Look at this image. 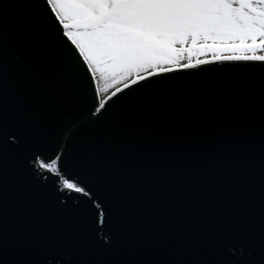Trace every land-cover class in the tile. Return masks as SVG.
I'll list each match as a JSON object with an SVG mask.
<instances>
[{
  "label": "snow or ice",
  "instance_id": "1",
  "mask_svg": "<svg viewBox=\"0 0 264 264\" xmlns=\"http://www.w3.org/2000/svg\"><path fill=\"white\" fill-rule=\"evenodd\" d=\"M0 264H264V0H0Z\"/></svg>",
  "mask_w": 264,
  "mask_h": 264
},
{
  "label": "bare ground",
  "instance_id": "2",
  "mask_svg": "<svg viewBox=\"0 0 264 264\" xmlns=\"http://www.w3.org/2000/svg\"><path fill=\"white\" fill-rule=\"evenodd\" d=\"M199 58L211 60L213 58V54H209V53L200 54ZM193 62H195V59H193ZM96 83L102 99L111 95V93L115 91L117 88H121L124 86L123 80L112 79L111 76L101 77L99 76V74H97Z\"/></svg>",
  "mask_w": 264,
  "mask_h": 264
},
{
  "label": "water",
  "instance_id": "3",
  "mask_svg": "<svg viewBox=\"0 0 264 264\" xmlns=\"http://www.w3.org/2000/svg\"><path fill=\"white\" fill-rule=\"evenodd\" d=\"M95 87L98 89L97 83H96ZM123 87H121V89ZM89 95H91V89H89ZM104 99H107V97ZM79 213H80V217H81V221H82L83 226L84 227L91 226L92 221L94 219L92 207L90 205H84L82 208L79 209Z\"/></svg>",
  "mask_w": 264,
  "mask_h": 264
},
{
  "label": "rangeland",
  "instance_id": "4",
  "mask_svg": "<svg viewBox=\"0 0 264 264\" xmlns=\"http://www.w3.org/2000/svg\"><path fill=\"white\" fill-rule=\"evenodd\" d=\"M205 53H209V54H213V52L211 50H207ZM205 53H199L197 55H200V54H205ZM224 54H228L227 52H225Z\"/></svg>",
  "mask_w": 264,
  "mask_h": 264
}]
</instances>
